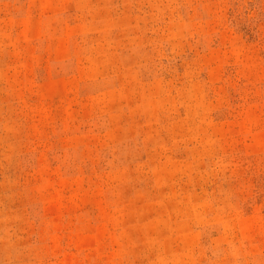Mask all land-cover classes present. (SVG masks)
I'll return each instance as SVG.
<instances>
[{"label":"rangeland","instance_id":"374dc122","mask_svg":"<svg viewBox=\"0 0 264 264\" xmlns=\"http://www.w3.org/2000/svg\"><path fill=\"white\" fill-rule=\"evenodd\" d=\"M0 264H264V0H0Z\"/></svg>","mask_w":264,"mask_h":264}]
</instances>
